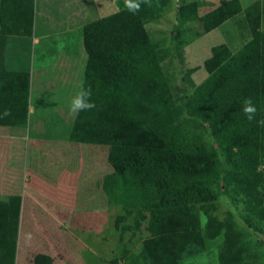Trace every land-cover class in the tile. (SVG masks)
Instances as JSON below:
<instances>
[{
  "label": "trees",
  "instance_id": "16d2710c",
  "mask_svg": "<svg viewBox=\"0 0 264 264\" xmlns=\"http://www.w3.org/2000/svg\"><path fill=\"white\" fill-rule=\"evenodd\" d=\"M171 0H132L133 13L119 0L116 13L84 27L88 53L83 89H91L96 107L78 113L71 141L110 145L113 172L104 178L112 204L135 214L137 228L146 220L148 237L135 264H181L184 256L205 248V238L224 232L220 264H264L247 259L246 232L233 218L219 220L209 204L222 179L243 195L248 212L264 219V30L246 13L252 38L233 53L227 44L212 48L204 66L209 76L194 85L186 103L188 114L213 129L225 165L216 149L200 142L201 134L182 131L173 119L174 98L161 62L159 42L147 24L161 19ZM197 2L177 10V17L196 14ZM243 10L240 0H221L201 22L212 31ZM264 11V10H263ZM0 126H26L30 95L4 85L5 51L11 35L32 36L35 0H2L0 10ZM251 98L257 108L249 121L242 108ZM228 167V168H227ZM207 222L203 232L201 213ZM251 217V223H256ZM120 223H117L119 228ZM256 228L259 225H255ZM16 242L0 264H15ZM34 264H53L39 255Z\"/></svg>",
  "mask_w": 264,
  "mask_h": 264
},
{
  "label": "crops",
  "instance_id": "0c3cea01",
  "mask_svg": "<svg viewBox=\"0 0 264 264\" xmlns=\"http://www.w3.org/2000/svg\"><path fill=\"white\" fill-rule=\"evenodd\" d=\"M39 10L41 19L35 0L33 35H11L5 51L4 85L28 91L30 104L26 126H16L20 139L0 129V261L15 241V264L39 255L53 264H97L111 146L71 141L78 114L68 106L84 87V27L118 12L119 0H43Z\"/></svg>",
  "mask_w": 264,
  "mask_h": 264
},
{
  "label": "rangeland",
  "instance_id": "374dc122",
  "mask_svg": "<svg viewBox=\"0 0 264 264\" xmlns=\"http://www.w3.org/2000/svg\"><path fill=\"white\" fill-rule=\"evenodd\" d=\"M42 1L36 0V16H39V19L42 16V11L39 10ZM240 1L243 10L218 29L209 32L204 30L201 17L218 7L221 0H171L164 9L161 19L149 27L152 40L160 44V59L172 89L175 103L174 124L182 131L189 128L193 133L199 132L200 142L208 148L216 149L225 167L222 148L215 140L213 129L190 116L186 110V103L195 89L194 85L202 82L203 77L208 75L204 63L211 56L214 46L227 44L235 53L252 38L253 30L246 13L249 12L256 23L260 22V28L264 30V0ZM192 2L198 3L196 14L182 16L179 19L177 9ZM0 129L7 134V139L12 133L17 136V139L21 138L20 127L12 130L10 127L1 126ZM26 150L28 152V146ZM106 171L105 168L104 173ZM213 188L217 196L209 204L210 214L219 220H224L231 215L238 228L246 232L247 259L256 263H264V219L260 221L248 212L244 196L236 195L233 185L229 182L219 179ZM262 190L264 194V186ZM251 217L256 223H251ZM201 219L205 233L207 222L205 212L201 213ZM101 221L104 240L98 242L100 258L97 264H101V257L102 264H135V257L141 254L144 241L148 237L145 230L147 221L141 219V226L137 228L136 215L126 213L119 204L110 203L107 194ZM93 222L96 223V219ZM16 223H19V220L16 219ZM97 223H100L99 216ZM117 223H120L119 228ZM256 224L259 225L258 228ZM224 238V232L214 238L206 237L204 250L200 249L194 254L190 252L191 255L184 256L181 264H220ZM76 247L78 248V244ZM85 253L88 251L75 253L74 257H84ZM91 264H95V260Z\"/></svg>",
  "mask_w": 264,
  "mask_h": 264
},
{
  "label": "clouds",
  "instance_id": "9594fccd",
  "mask_svg": "<svg viewBox=\"0 0 264 264\" xmlns=\"http://www.w3.org/2000/svg\"><path fill=\"white\" fill-rule=\"evenodd\" d=\"M125 7L128 8L133 13H135L136 11L139 10L140 4L139 3L133 4L132 0H125ZM91 95H92L91 89H81V91L78 92L77 95L74 98H72V100L69 103L68 107L70 113L75 115L82 111H90L94 109L96 105L91 101ZM242 111L249 121L255 119L257 108L251 98H245ZM10 115H11V110L5 109L2 114V117L0 118H6ZM258 123L264 126V119L260 120Z\"/></svg>",
  "mask_w": 264,
  "mask_h": 264
}]
</instances>
